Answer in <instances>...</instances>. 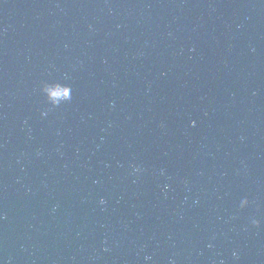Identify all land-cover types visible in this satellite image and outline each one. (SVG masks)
Listing matches in <instances>:
<instances>
[{"label":"water","instance_id":"water-1","mask_svg":"<svg viewBox=\"0 0 264 264\" xmlns=\"http://www.w3.org/2000/svg\"><path fill=\"white\" fill-rule=\"evenodd\" d=\"M0 264H264V0H0Z\"/></svg>","mask_w":264,"mask_h":264},{"label":"clouds","instance_id":"clouds-1","mask_svg":"<svg viewBox=\"0 0 264 264\" xmlns=\"http://www.w3.org/2000/svg\"><path fill=\"white\" fill-rule=\"evenodd\" d=\"M63 95V94H62ZM64 98H67V96H64ZM135 172H139L140 169L139 168H135L134 169ZM165 188H167V185H165ZM101 203H103V200H101ZM247 200H242L241 203H240V207L243 208L247 205ZM252 223L255 225L257 224L258 222L256 220H253ZM146 260L150 259V257H145Z\"/></svg>","mask_w":264,"mask_h":264}]
</instances>
